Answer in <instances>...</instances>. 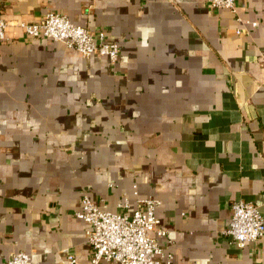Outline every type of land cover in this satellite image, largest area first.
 Listing matches in <instances>:
<instances>
[{
    "label": "crops",
    "instance_id": "obj_1",
    "mask_svg": "<svg viewBox=\"0 0 264 264\" xmlns=\"http://www.w3.org/2000/svg\"><path fill=\"white\" fill-rule=\"evenodd\" d=\"M0 264H90L81 198L130 214L154 198L172 264H264V237L224 234L231 205L264 218V0H0ZM47 12L119 54L29 38ZM100 264H117L101 262Z\"/></svg>",
    "mask_w": 264,
    "mask_h": 264
},
{
    "label": "built area",
    "instance_id": "obj_2",
    "mask_svg": "<svg viewBox=\"0 0 264 264\" xmlns=\"http://www.w3.org/2000/svg\"><path fill=\"white\" fill-rule=\"evenodd\" d=\"M214 8L235 10L236 0H205ZM7 23L0 11V39H4ZM29 38H46L63 43L82 58L105 57L114 64L119 54L115 42L109 41L105 32L91 34L86 28L74 24L65 15L47 12L35 23H19ZM160 202L154 198L136 201L135 209L125 210L129 203L124 200L119 206L122 212L112 213L102 209L87 195L82 196L76 218L87 225L86 242L91 250L90 264L115 262L117 264H172V256L159 245L167 232L158 227L156 209ZM224 234L239 248L264 237V218L254 205L241 201L231 205V218ZM74 264L73 256H68ZM5 264H32V254L13 253Z\"/></svg>",
    "mask_w": 264,
    "mask_h": 264
}]
</instances>
